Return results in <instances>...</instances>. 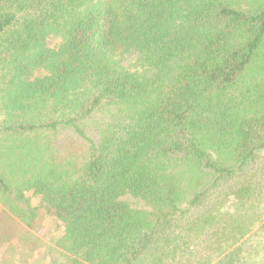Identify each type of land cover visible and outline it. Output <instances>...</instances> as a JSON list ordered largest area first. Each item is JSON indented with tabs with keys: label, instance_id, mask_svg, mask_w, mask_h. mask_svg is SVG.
Here are the masks:
<instances>
[{
	"label": "trees",
	"instance_id": "obj_1",
	"mask_svg": "<svg viewBox=\"0 0 264 264\" xmlns=\"http://www.w3.org/2000/svg\"><path fill=\"white\" fill-rule=\"evenodd\" d=\"M0 208L54 264H264V0H0Z\"/></svg>",
	"mask_w": 264,
	"mask_h": 264
},
{
	"label": "rangeland",
	"instance_id": "obj_2",
	"mask_svg": "<svg viewBox=\"0 0 264 264\" xmlns=\"http://www.w3.org/2000/svg\"><path fill=\"white\" fill-rule=\"evenodd\" d=\"M57 43V39L50 41L51 46ZM32 202L38 205L34 198ZM38 222L40 225L36 229L26 228L14 220L7 222L4 237L8 236V241L0 242V264H54L58 252L55 241L62 229L56 216L49 211L41 210Z\"/></svg>",
	"mask_w": 264,
	"mask_h": 264
}]
</instances>
